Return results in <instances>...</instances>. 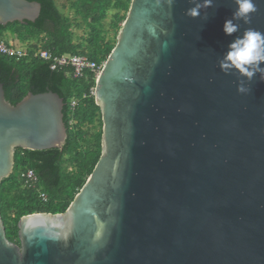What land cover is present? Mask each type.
Segmentation results:
<instances>
[{
	"label": "water",
	"instance_id": "obj_1",
	"mask_svg": "<svg viewBox=\"0 0 264 264\" xmlns=\"http://www.w3.org/2000/svg\"><path fill=\"white\" fill-rule=\"evenodd\" d=\"M254 2L227 37L233 0L196 19L190 0H131L95 86L99 161L64 213L20 219V245L0 213V264H264V82L239 94L242 78L218 67L236 35L264 32V0ZM41 10L0 0V25ZM64 108L53 91L13 105L0 82V184L17 149H63Z\"/></svg>",
	"mask_w": 264,
	"mask_h": 264
},
{
	"label": "trees",
	"instance_id": "obj_2",
	"mask_svg": "<svg viewBox=\"0 0 264 264\" xmlns=\"http://www.w3.org/2000/svg\"><path fill=\"white\" fill-rule=\"evenodd\" d=\"M37 1L42 5L36 22L0 25V40L7 32L22 43L30 45L28 54L20 59L0 54V82L4 84L6 99L13 105L28 93L53 91L65 101L64 122L68 139L63 149L33 151L17 149L15 168L11 176L0 184V213L6 226L7 237L20 245L18 223L23 216L34 213H64L93 172L102 154L103 122L101 109L90 91L96 86L94 76L75 79L69 68L52 69L51 63L34 56L41 41L43 48L55 55H85L101 63L113 50L105 32L99 29L105 12L116 10L111 28L119 32L126 16H122L124 0L101 3V0H81L85 5V19L90 22L85 41H75L71 19L58 8L55 0ZM129 4L131 0H128ZM76 2H74L75 4ZM127 6V5H126ZM128 9V6H127ZM116 42V41H115ZM9 44V42L7 41ZM73 99L79 101L71 111ZM33 170L38 177L35 188L26 183V173ZM41 193L48 196L44 202Z\"/></svg>",
	"mask_w": 264,
	"mask_h": 264
},
{
	"label": "clouds",
	"instance_id": "obj_3",
	"mask_svg": "<svg viewBox=\"0 0 264 264\" xmlns=\"http://www.w3.org/2000/svg\"><path fill=\"white\" fill-rule=\"evenodd\" d=\"M236 5L232 16L226 19L222 31L227 37H233L240 32V23L251 22V15L257 11L254 0H233ZM175 0H168L171 7ZM194 5L187 9L185 15L189 18L196 19L201 16L202 9L213 6V0H190ZM204 19H207L205 16ZM220 71L225 75L238 74L239 83L237 92L247 94L250 92L248 85L259 75L261 82H264V32L252 28L245 29L242 34L236 35L228 44L227 51L218 61Z\"/></svg>",
	"mask_w": 264,
	"mask_h": 264
},
{
	"label": "built area",
	"instance_id": "obj_4",
	"mask_svg": "<svg viewBox=\"0 0 264 264\" xmlns=\"http://www.w3.org/2000/svg\"><path fill=\"white\" fill-rule=\"evenodd\" d=\"M44 43H40L37 49L34 50V56L39 57L42 60L50 62L52 69L57 68H69L70 75L75 79L88 78L94 76L95 81H97L102 69L104 67L105 61L98 63L91 60L87 55H55L51 50L43 48ZM30 49V45L27 46L26 50H17L13 45L7 43V41L0 40V54L7 55L9 57H14L17 59L25 57ZM91 96H95V87L90 91ZM79 101L73 99L70 103L71 111H75L78 107ZM26 183L28 186L35 188L38 183V177L33 170H29L26 173ZM41 198L44 202L48 201V196L45 193H41Z\"/></svg>",
	"mask_w": 264,
	"mask_h": 264
},
{
	"label": "rangeland",
	"instance_id": "obj_5",
	"mask_svg": "<svg viewBox=\"0 0 264 264\" xmlns=\"http://www.w3.org/2000/svg\"><path fill=\"white\" fill-rule=\"evenodd\" d=\"M112 2H115V0H101V3H109L111 4ZM58 8L62 11V13H64L66 16H68L71 19V22L73 24V32L75 34V41H85V38H87L88 36V32H89V26H91L90 22L92 21L91 19L86 20L85 19V15L86 14V9H85V5H82L81 0H55ZM74 2H76L74 4ZM123 6L122 7V16H127L130 5H131V1L129 4L128 0H124L123 1ZM128 9H127V6ZM116 13V10H113V7L109 8L108 10H106L105 12V18L104 21H102L99 24V29L102 32H105V37L107 38V40H110V42H112V44H116L115 41H117V35L119 32H117L116 30H113L111 28V23L114 19V15ZM122 25V23H120V26ZM4 39L6 41L9 42L10 45H13L15 47V49L17 50H26L27 46L29 44L27 43H22L15 35H12L11 33L7 32L4 36ZM41 43H43L44 41H41ZM85 55H88V53H86Z\"/></svg>",
	"mask_w": 264,
	"mask_h": 264
}]
</instances>
